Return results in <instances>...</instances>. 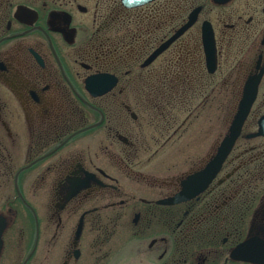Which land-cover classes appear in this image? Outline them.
<instances>
[{
  "label": "flooded vegetation",
  "instance_id": "flooded-vegetation-1",
  "mask_svg": "<svg viewBox=\"0 0 264 264\" xmlns=\"http://www.w3.org/2000/svg\"><path fill=\"white\" fill-rule=\"evenodd\" d=\"M257 1L244 24L239 15L226 25L234 31L230 47L242 42L237 58L257 54L246 80L264 68V36L254 45L264 35V0ZM154 2L0 0V192H16L13 201L3 196L0 264H264V183L249 186L256 190L238 211L221 190L239 168H223L202 194L169 205L164 201L213 157L175 179L141 161L147 154L152 163L183 127L171 133L170 121L164 130L151 121L156 137L146 145L139 110L152 115L157 108L165 118L172 81L183 99L187 81L195 88L202 75L213 78L222 56L216 36L218 69L210 74L205 20L194 43L184 40L202 8L196 24L145 65L201 6L192 2L187 14L186 0ZM99 75L108 76L103 89H110L94 96L87 80ZM14 201L33 220L18 249L7 239ZM126 223L132 232L123 231Z\"/></svg>",
  "mask_w": 264,
  "mask_h": 264
},
{
  "label": "rangeland",
  "instance_id": "rangeland-1",
  "mask_svg": "<svg viewBox=\"0 0 264 264\" xmlns=\"http://www.w3.org/2000/svg\"><path fill=\"white\" fill-rule=\"evenodd\" d=\"M186 2L190 4L191 7L193 6L192 2L195 3V6L197 4L201 5L203 12L200 16L199 23L191 30L190 34L184 37V40L191 42V44L194 43L196 36L198 37L200 34L202 21L209 20L215 27L222 56L220 59V69L213 78L207 79V83L209 84L207 89L193 98L191 102L182 104L180 109L172 108V106L168 104L165 111V118L163 117V113L157 111V108L156 110L154 109V111H150L154 113L152 115L148 113L145 114L143 111L139 110L142 116L141 119L147 121H145L146 124L142 123L145 127L143 143L146 145H152L151 142L153 141V137H156L154 129L148 125L151 121L159 122L161 130H164V120L170 121L175 125V127L171 129V133L177 129L179 125L183 127L177 135L181 136L179 141L177 137L173 142L169 143L163 153L156 157L152 163L146 160L149 155L144 154L141 156V161H144L146 164L144 166L145 170L154 167L156 173L167 177L169 176L172 179L183 177L189 172L199 169L215 155L217 147H219L228 133L237 112L247 73L249 69L253 67V64L255 65V60L257 58V54L253 51L246 53L243 57H236L238 55V46L239 44L241 45L242 42H239V44L236 43L234 49L231 48L228 35L234 31L226 26L237 22L239 15L243 16L244 24L251 15H254L251 9L252 5L258 2L257 0H232L230 3L222 6L215 5L212 0H186ZM263 36L264 35H260L259 33L254 38V45H260ZM254 45L251 50L255 49ZM210 83H213V85L210 86ZM184 102H187V100ZM176 107L178 108L179 104L176 105ZM263 113L264 81L260 87L259 97L252 110L251 119H258ZM256 128L257 125H255V122L250 123L247 129L244 128L243 136L238 140L235 150L231 155L234 161L226 165L224 173L230 172L233 167L239 166L243 161L252 159L264 151L263 139L244 138L245 134L256 131ZM175 142L177 143L174 145ZM254 163L255 162L251 165ZM235 174L233 175L234 179H236ZM230 187L231 183L230 185L227 183L225 188L226 193L224 192L226 195L232 194L230 193ZM7 195H9L12 201L16 200L15 191L11 190L9 194L0 192V212L4 211L3 196L6 198ZM12 206L15 212L10 215L11 224L7 239H9L10 248L13 247L18 249L23 233L33 230V220L30 217L29 211L23 208L18 201H14ZM126 214L130 216L129 219L131 221L134 214L131 210ZM123 231L132 232L133 230L131 225L126 223L123 226Z\"/></svg>",
  "mask_w": 264,
  "mask_h": 264
},
{
  "label": "water",
  "instance_id": "water-1",
  "mask_svg": "<svg viewBox=\"0 0 264 264\" xmlns=\"http://www.w3.org/2000/svg\"><path fill=\"white\" fill-rule=\"evenodd\" d=\"M156 0H122V4L126 8H136ZM232 0H212L215 5H226ZM202 11V6L197 7L189 16L188 22L182 26L170 39L161 45L146 61L145 65H149L160 54H162L177 39L183 36L190 28H192ZM202 42L206 65L208 72L214 74L218 69L217 41L213 24L209 20H205L202 24ZM107 75H99L90 77L87 80V90L94 96H98L107 92L110 87L104 88V79ZM264 77V68L256 74L250 75L245 81L242 97L240 99L237 112L233 118L228 133L220 143L217 152L207 165L199 172L190 175L182 182V190L174 197L164 201L169 205H176L189 201L206 191L213 180L220 174L223 166L231 155L236 143L242 136L245 124L252 112L254 104L259 96V88ZM248 139L264 138V115L261 116L257 123V130L245 136ZM8 227V221L5 216L0 215V254L3 248V235Z\"/></svg>",
  "mask_w": 264,
  "mask_h": 264
},
{
  "label": "trees",
  "instance_id": "trees-1",
  "mask_svg": "<svg viewBox=\"0 0 264 264\" xmlns=\"http://www.w3.org/2000/svg\"><path fill=\"white\" fill-rule=\"evenodd\" d=\"M164 0H158L155 1V4H162ZM163 5V4H162ZM162 5H160V7H162ZM194 6V5H193ZM191 9V5L188 4L186 2V11L187 14ZM128 28V27H127ZM203 72H205V69H203ZM202 82L203 84L200 85L201 83H197L195 84V88L190 86V80L187 81V86H186V91H185V95L184 98L182 99L180 94H179V90L180 89V85H178V80L176 82H174V80L171 83V88H173L174 90L171 98L169 99V105L172 106V108H175L176 105L179 104V106H181L182 104H186L189 103L193 100V98H195L196 96H198L200 93L204 92L207 89V86H205V82H207V79H209L211 76L206 75V76H201ZM201 79V78H200ZM184 100H187V102H184ZM182 102V104L180 103ZM264 114V113H263ZM262 114V115H263ZM261 115V116H262ZM252 113L245 125V128L247 129L248 125L252 122H256L258 121V119H251ZM260 116V117H261ZM248 134V133H247ZM235 150V149H234ZM234 152V151H233ZM241 154V153H240ZM253 162H255L253 165H251ZM228 163L225 164L224 168H226V165ZM236 167H240L237 171H236V179L232 178L230 180H228L225 185H227V183H231V185L233 184L234 187H236L235 189H231L232 193L230 196L232 197V201H236L238 202V204L235 203L236 207L238 208V211L242 210L241 208L244 207L245 205V201L248 199L247 198V192L248 191H254L256 190L255 188H249V186L251 185H257V184H261L262 182H264V156H255L252 159H247L245 161L242 162V164H240L239 166ZM234 177V176H233ZM247 186V187H246ZM226 190H224L225 192ZM255 192V191H254ZM235 208V209H237Z\"/></svg>",
  "mask_w": 264,
  "mask_h": 264
}]
</instances>
